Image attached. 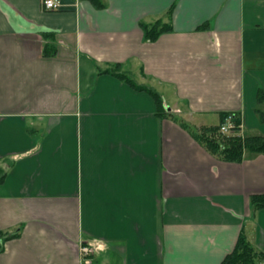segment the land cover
Instances as JSON below:
<instances>
[{
	"label": "crops",
	"instance_id": "0c3cea01",
	"mask_svg": "<svg viewBox=\"0 0 264 264\" xmlns=\"http://www.w3.org/2000/svg\"><path fill=\"white\" fill-rule=\"evenodd\" d=\"M43 1L0 0V264H264V153L202 135L264 136V0Z\"/></svg>",
	"mask_w": 264,
	"mask_h": 264
},
{
	"label": "trees",
	"instance_id": "16d2710c",
	"mask_svg": "<svg viewBox=\"0 0 264 264\" xmlns=\"http://www.w3.org/2000/svg\"><path fill=\"white\" fill-rule=\"evenodd\" d=\"M141 25L144 31L145 39L151 41L156 40L161 34L172 29L170 23L164 22L163 20H157L153 23H142ZM43 35L47 37L53 36L51 32L46 31L43 32ZM44 53L45 55H53L56 53V49L53 46L47 45L44 49ZM120 69L121 64L117 63L116 65H114L113 69H107L104 72H109L117 75L119 78L128 82L136 89H147L142 85H138L131 79V77H129L125 73H122ZM147 90L153 95L154 99L156 100L160 114H163L165 112V105L161 95L152 89ZM259 98L261 101H264L263 91L260 92ZM262 118L264 120V113L262 115ZM236 121L237 123L239 122L237 118ZM203 134H206L205 141L207 142L209 147L214 152L221 154L223 158L229 161H241L246 150L252 153H264V136L262 135H249L244 139H241L242 137L238 136V133L230 135L222 134L220 132V125L204 130L202 132V135ZM217 137L220 138L218 139ZM251 205L254 209L264 208V194H253L251 196ZM1 249L0 239V252ZM261 259L262 254L254 248L245 234L241 233L235 249L224 258L222 264H259Z\"/></svg>",
	"mask_w": 264,
	"mask_h": 264
},
{
	"label": "built area",
	"instance_id": "2783aa9c",
	"mask_svg": "<svg viewBox=\"0 0 264 264\" xmlns=\"http://www.w3.org/2000/svg\"><path fill=\"white\" fill-rule=\"evenodd\" d=\"M43 4L47 9H58L61 6L60 0H44ZM238 128V129H237ZM241 124L236 121L235 116L231 115L220 124V132L225 135L240 133ZM81 256L84 261L90 262L94 253V247L89 243H81Z\"/></svg>",
	"mask_w": 264,
	"mask_h": 264
},
{
	"label": "rangeland",
	"instance_id": "374dc122",
	"mask_svg": "<svg viewBox=\"0 0 264 264\" xmlns=\"http://www.w3.org/2000/svg\"><path fill=\"white\" fill-rule=\"evenodd\" d=\"M238 136H241L242 138L241 139H244L245 137H246V135H244L243 133H238L237 134ZM221 136V135H220ZM218 139L220 138V137H217Z\"/></svg>",
	"mask_w": 264,
	"mask_h": 264
}]
</instances>
